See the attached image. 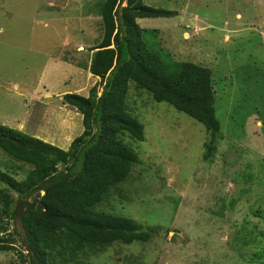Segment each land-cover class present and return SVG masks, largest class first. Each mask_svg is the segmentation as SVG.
I'll return each instance as SVG.
<instances>
[{
	"label": "rangeland",
	"instance_id": "obj_1",
	"mask_svg": "<svg viewBox=\"0 0 264 264\" xmlns=\"http://www.w3.org/2000/svg\"><path fill=\"white\" fill-rule=\"evenodd\" d=\"M101 1L0 0L1 125L65 151L83 132L82 115L62 96L87 97L95 85L101 92L87 70L102 37ZM142 3L174 13L136 20L147 46L167 64L190 62L212 73L216 152L204 162V127L129 82L128 110L144 139L121 138L138 162L95 210L130 218L153 235L56 263L264 264V0ZM0 169L21 180L30 166L0 150ZM2 221L15 251H0V264L20 263V222Z\"/></svg>",
	"mask_w": 264,
	"mask_h": 264
},
{
	"label": "trees",
	"instance_id": "obj_2",
	"mask_svg": "<svg viewBox=\"0 0 264 264\" xmlns=\"http://www.w3.org/2000/svg\"><path fill=\"white\" fill-rule=\"evenodd\" d=\"M99 14L102 37L90 50L87 70L99 78L101 92L95 85L87 97L62 96L63 104L82 115L83 132L68 150L0 124V150L30 166L21 180L0 169V251H15L3 238L8 221L3 223L2 217L18 220L24 245L17 251V264H57L88 252L96 255L113 243L151 239L153 233L136 221L95 210L138 162L121 138L144 139L143 124L128 110L129 82L204 127L210 135L204 162L211 163L216 152L220 123L211 71L190 62L167 64L143 41L136 23L174 13L145 6L142 0H102Z\"/></svg>",
	"mask_w": 264,
	"mask_h": 264
}]
</instances>
